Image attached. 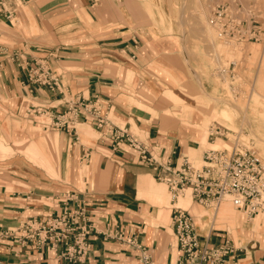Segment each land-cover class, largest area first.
Instances as JSON below:
<instances>
[{"label":"crops","instance_id":"1","mask_svg":"<svg viewBox=\"0 0 264 264\" xmlns=\"http://www.w3.org/2000/svg\"><path fill=\"white\" fill-rule=\"evenodd\" d=\"M163 5L165 15L160 0H0V25L9 29L0 32V102H10L9 114L23 118L27 109L37 105L56 117L79 104L98 101L101 116L109 120L113 111L125 129L144 139L159 163H141L139 153L128 144L113 150L106 128L99 129L90 114L81 118L76 132L45 129L36 123L45 132L57 133L29 145L55 175H61V181L47 178L34 165L41 171L27 173L29 178L18 182L17 192H1L0 231L26 218L44 219L60 215L66 207L81 206L95 228L88 238L91 252L77 264H145L146 256L150 264H177V245L175 253L167 229L155 224L158 208L151 197L163 188L156 183L162 165H180L189 152H199L197 137L203 122L173 106L170 99L182 101L175 94L178 88L193 92V80L201 86L202 76L189 68L177 22L166 14L169 4ZM209 38L206 33L205 41ZM37 64L58 75L60 91L27 86L29 70ZM89 129L97 139L88 135ZM30 133L35 137L38 132ZM56 142L59 163L49 151V144ZM98 145L110 158L98 160L94 149ZM84 167L87 175L82 176ZM216 211L210 218L199 217L200 224L194 219L199 236L215 247L226 240L234 244L230 230L214 229ZM109 225H120L126 236L135 235L138 247L105 240L99 232ZM29 248L2 243L0 264H71ZM238 248V257L229 264H264V254L255 260L253 255L243 257Z\"/></svg>","mask_w":264,"mask_h":264},{"label":"built area","instance_id":"2","mask_svg":"<svg viewBox=\"0 0 264 264\" xmlns=\"http://www.w3.org/2000/svg\"><path fill=\"white\" fill-rule=\"evenodd\" d=\"M249 14L250 18L245 19L241 9H234L228 3L220 4L212 9L211 24L217 29L219 38L237 43H259L264 31L255 14ZM58 80V75L51 69L37 64L29 70L27 86L30 88L33 85L55 93L60 91ZM86 114L94 117L99 129L106 128L113 142V150L128 144L139 153L141 163L158 166V161L145 143L134 140L125 128L112 123L109 126V120L101 116L98 101L79 104V107H72L56 117L37 105H32L25 112L27 117H33L45 129L67 132H76L77 125L81 118H86ZM161 168L159 180L167 185L173 199L178 200L191 190L195 200L207 207H216L229 197L233 207L248 217L256 218L264 213V159L250 149L208 150L201 166L193 165L186 157L180 165H162ZM173 210V234L179 251L177 264H229L232 258L238 257L240 249L232 241L226 240L219 246H212L199 236L189 211ZM94 228L84 207H66L60 215L44 219L26 218L16 227L1 230L0 245L11 242L24 250L33 247L37 251L52 253L56 259L71 264L83 263L91 252L88 238ZM99 233L107 241H115L125 247H138L136 236H126L120 225H109ZM145 264H150L148 256L145 257Z\"/></svg>","mask_w":264,"mask_h":264},{"label":"rangeland","instance_id":"3","mask_svg":"<svg viewBox=\"0 0 264 264\" xmlns=\"http://www.w3.org/2000/svg\"><path fill=\"white\" fill-rule=\"evenodd\" d=\"M258 1L160 0L162 5L161 15H165L163 4L165 6L169 4L170 6L168 11L166 8V14L172 16L173 20L177 22V33L182 39L184 54L187 58L189 68L193 71V75L200 77L205 70L211 72L208 78L202 80L201 86L198 81L193 80V92H186L179 87L175 94L182 101L174 102L170 99V95L167 92L165 94L166 98L171 100L173 106L183 109L184 112L193 113L203 122V127L200 129L201 132L198 130V135L202 133L201 141L197 145L199 152L191 151L192 153L189 152V157H187L197 167L202 165L205 152L214 150L211 144H215L219 148L223 147L222 149L228 151L231 149H250L264 159V145H260L257 141L260 138L264 143V132L261 130L259 131L260 134L255 135L250 130L252 128L256 131L255 127L257 124L255 122L260 120L259 114L264 111V33L259 43H237L231 39L219 38L217 29L211 24L213 7L228 3L234 9H241L242 16L245 19L250 18V12L254 13L264 31V7L262 8L264 1L261 0L259 1L260 3ZM12 23L14 24V21ZM8 30L6 26L0 25V32ZM206 31H210L211 38H209V41H205ZM218 44H222V47H218ZM216 46L219 49L217 51L215 50ZM201 99L204 100L202 101ZM0 101H2V98H0ZM255 102L258 103L257 107H253ZM9 106L10 102L7 100L0 102L1 140L7 139L12 145L21 143L28 144V146H22L20 152L14 151L0 157V194L1 192H5L6 194L17 192L19 189L18 182L22 179L29 178L27 173L34 174L41 171L38 167H41L47 173L49 177L44 174L47 178L60 182L61 175L59 177L55 175L51 168L39 159L33 147L29 145L30 142H36L41 137L43 139H50L57 133L43 131L36 124V121L33 120V117H27L25 113L23 114V118L21 117L22 115L20 116L21 118L11 116L8 111ZM138 107L148 112L151 111L141 105H138ZM246 117L251 119V128L244 121ZM198 119L197 121H199ZM3 121L5 122L4 124ZM38 121L42 122L39 119ZM109 122L115 126L116 124H120V128H125L114 116L113 111L109 115ZM126 130L134 140L144 142V139L138 138L130 129L126 128ZM30 132L38 133H34L37 136L32 137ZM88 135L94 139L98 138L97 134L91 131V129H89ZM244 137L246 138L244 139ZM16 141L22 142L16 143ZM13 148L17 149L16 147ZM29 149L33 150L34 156L27 152ZM94 149L98 153V160L110 158V153L106 148L98 145ZM60 155V149L52 152L54 159L57 157L58 160L56 162L58 163L61 160ZM202 155L203 157L196 161L195 158ZM52 165L54 170H57L54 161H52ZM81 175H87V167H84ZM147 178L155 182L152 177L148 176ZM156 183L165 188V192L169 196L170 204H175L177 200L172 198L167 185L160 180L156 181ZM184 196L190 202V210L188 211L193 219L198 217L210 218L213 211L217 210L225 199L229 200L232 205L229 197H226L216 207H207L195 200L191 190L186 191ZM0 197L2 196L0 195ZM233 209L237 215L247 221L248 226L254 223V219L264 218V213H261L256 218H251L245 213L236 210L234 207ZM162 225L167 229L176 253V239L171 230V217H168V220ZM220 235H223V233H220ZM250 244L251 242L243 243L241 240L234 242L236 247L242 249L243 257H252L249 248Z\"/></svg>","mask_w":264,"mask_h":264},{"label":"bare ground","instance_id":"4","mask_svg":"<svg viewBox=\"0 0 264 264\" xmlns=\"http://www.w3.org/2000/svg\"><path fill=\"white\" fill-rule=\"evenodd\" d=\"M259 1H261V0H259ZM259 1H258V3H260ZM263 7H264V5L262 6V8ZM207 35L211 38L210 31L207 32ZM218 47H222V44H218ZM215 50L216 51L219 50L217 48V46H216ZM210 75H211V72L204 71L203 75L201 77V80L208 78V76H210ZM257 105H258V103L255 102V105L253 107H257ZM224 115H226V113H224ZM259 115H260L259 116L260 120L255 122L257 124V126L255 127L256 131H254L251 128V119L249 117L244 118L245 123H247L250 126V128H251L250 130L255 135L260 134L259 131H261V130L264 132V111L261 112ZM244 121H243V124H244ZM201 135H202V133L197 137V142L201 141L200 140L202 137ZM1 138H2V135H0V157L5 156V155H7L11 152H14V151L20 152L22 146L24 145V144L20 143L22 141H16V143H20V144L12 145L9 143V141L7 139L3 138L4 140H1ZM241 138H243V137H241ZM245 138L246 137H244V139ZM203 140L205 141V139H203ZM257 141L259 142L260 145H264L262 139L259 138V139H257ZM55 144H57V142L54 144L53 143L49 144V151L51 154L55 149ZM218 146H221V145H218ZM13 147H16L17 149H14ZM211 147L214 148L213 151H220L223 148V147L219 148V147H217V145H211ZM27 152L32 156L35 155L33 150H31V149H29ZM151 191H153L152 188H151ZM183 197H185V196L179 197L175 204H170L169 196H167V194L165 192V188H162L157 193H155L153 191L152 197H151V202L155 205L156 208H158V211L156 214V219H155V224H164L168 220L170 210H173V209H182V210H187V211L190 210L189 209L190 202L186 199H180ZM227 199H229V198H227ZM217 211H216L217 214H216V218H215L216 221H215L214 229L223 230L224 228H227V230H230L232 232L233 237L236 241L241 240V242H243V243L251 242V244L249 246L251 254L253 255L255 260L260 258L264 254V218H261L258 220L254 219V223L251 226H248L247 221L244 218H242L236 214L231 203L229 202V200H226V199L222 203L221 207L219 209H217ZM197 223L200 224L199 217L197 218Z\"/></svg>","mask_w":264,"mask_h":264}]
</instances>
